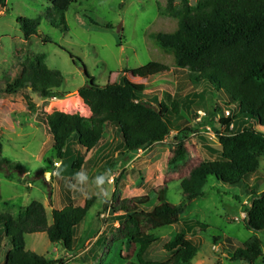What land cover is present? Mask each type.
Listing matches in <instances>:
<instances>
[{"label":"rangeland","instance_id":"1","mask_svg":"<svg viewBox=\"0 0 264 264\" xmlns=\"http://www.w3.org/2000/svg\"><path fill=\"white\" fill-rule=\"evenodd\" d=\"M195 2L189 0L191 5ZM165 4V0H81L70 5L64 24L44 0H8L0 9V106L7 112L9 108L19 112L12 116L14 128L5 123L0 131L3 147L0 214L16 217L19 210L38 202L44 206L47 222L51 224L53 209H61L64 205L78 209L84 206L86 199L94 200L79 226V247L75 252L67 255L61 246L50 244L45 234L24 237L25 249L51 264H128L136 261L139 248L117 240L118 225L112 222L110 206L150 195L161 186L166 187L165 198L169 204L184 203L185 208L178 225L151 232L158 241L146 251L148 261H165L170 254L163 250V245L184 230L198 250L191 264H241L233 261L232 256L241 244L252 238L260 241L263 252V259L255 264H264V232L251 231L245 224L251 187L257 194L264 191V155L257 158V172L248 177L250 187L245 184L230 187L210 178L201 190V197L188 203L179 186L194 167L211 159L202 141L209 148L221 150L216 132H231L225 124L238 111L236 105L230 103L224 92H213L205 81L196 82L186 71H176L177 78L166 74L154 76L156 79L136 77V71L150 63L176 69L172 57L158 47L156 40L158 35L177 30V22L163 14ZM18 18L38 21L37 35L25 38L16 23ZM35 56H43L49 70L62 74L64 82L60 92L64 96L61 99H44L29 91L27 86L14 87L21 74L20 65ZM84 70L99 87L120 83L124 76L132 84L144 86L143 94L155 106L178 102L179 114L171 118L177 132H172L161 143L120 154L116 149L121 142L120 135L107 126L106 147L86 153L76 146L80 154L72 153L74 160L83 156L86 161L78 172L71 168V162L64 161L61 165L54 155L41 115L59 111L89 116V110L75 93L86 82ZM192 93L204 99L199 103L200 111L181 104L182 98ZM28 94L32 95L33 99L29 100L36 111L25 116L22 110L25 106L29 111ZM178 132H182L179 136L186 157L176 166H169ZM4 162L20 164L22 171L6 167ZM81 173L86 179L78 176ZM100 178L103 183H99ZM155 203L152 199L150 205ZM184 224L188 228H184ZM201 225L203 230L199 229ZM0 238V259L4 261L9 248Z\"/></svg>","mask_w":264,"mask_h":264},{"label":"trees","instance_id":"2","mask_svg":"<svg viewBox=\"0 0 264 264\" xmlns=\"http://www.w3.org/2000/svg\"><path fill=\"white\" fill-rule=\"evenodd\" d=\"M7 1L0 0V9ZM44 1L52 6L64 24L70 5L81 0ZM165 2L163 14L177 22V30L158 35V47L172 57L175 70L188 72L196 82L205 81L213 92H224L230 103L238 108L232 120H226L225 124L233 123V130L216 132L220 151L207 147L202 141L211 159L194 167L180 182L185 202L191 203L201 197V190L210 178L230 187L240 184L250 187L248 177L257 172V158L264 155V0H196L193 5L189 0ZM16 23L25 38L37 35L38 21L18 18ZM69 57L75 63V58ZM20 69V77L13 84L15 88L27 86L44 99L64 96L60 92L64 82L62 74L49 70L43 56L32 57L21 64ZM169 70L164 64L150 63L139 68L136 77L149 79ZM85 76L86 82L77 90V95L89 110L88 118L59 111L41 115L54 155L61 165L64 161L71 162V168L78 172L84 157L81 155L74 160L72 153L80 154L76 146L86 153L94 151L102 144L107 126L120 135L121 143L117 148L120 154L161 143L172 132H177L171 118L179 114L178 102L153 106L145 101L144 86L134 85L124 76L120 83H108L104 87L97 86L87 74ZM26 105L31 114L35 113L36 107L29 98H26ZM184 105L192 104L186 100ZM180 134L182 132L174 137L176 147L168 160L169 166L185 160L186 149ZM2 148L0 141V154ZM4 164L17 172L22 171L20 164ZM165 188L161 186L150 195L110 206L112 222L118 225L117 240L139 248L136 261L128 264H191L197 255L196 245L184 230H180L163 245V250L170 254L165 261L146 259V251L158 241L151 232L178 225L185 208L184 203L169 204ZM152 199L156 201L154 205H150ZM93 201V198L86 199L84 206L78 209L72 205L53 209L51 224L47 222L44 206L38 202L19 210L16 217L0 214V237L9 248L2 264H51L25 249L27 235L45 234L50 244L61 246L67 253L75 252L79 247V226ZM245 224L251 231L264 232V192L257 194L252 187ZM183 226L188 228L187 224ZM199 229L203 230V226ZM232 259L243 264L262 260L260 241L252 238L241 244Z\"/></svg>","mask_w":264,"mask_h":264},{"label":"crops","instance_id":"3","mask_svg":"<svg viewBox=\"0 0 264 264\" xmlns=\"http://www.w3.org/2000/svg\"><path fill=\"white\" fill-rule=\"evenodd\" d=\"M176 71H179V72H182L181 70H175V69H171V70H169V72L168 73H166V75L168 76V75H171L173 78H177V76L175 75V73H176ZM127 78V77H126ZM154 79H156L155 77H154ZM153 79V80H154ZM129 80V79H128ZM131 82V81H130ZM30 91V90H29ZM76 93V95H77V91L75 92ZM145 93H146V90H145ZM146 95V94H145ZM28 97H29V99H33L32 98V95L31 94H28ZM77 97H78V95H77ZM183 100H181V104L182 105H184V102L186 101V100H189L190 101V103L192 104L191 105V109L192 110H196V111H200L199 109H200V106H199V103H201V102H203L204 101V99L202 98V96L201 95H198V94H196V93H192V94H190V95H185L183 98H182ZM145 101H148V103H150L151 105H153L151 102H149V100H147L146 99V96H145ZM197 101V102H196ZM160 104V103H159ZM21 106V105H20ZM24 106V105H23ZM153 106H155V105H153ZM184 106H186V105H184ZM8 110H10V112H7V111H5V109H3L1 106H0V131H1V126L2 125H4L5 123H10V126L12 127V128H14V125L12 124V123H14L15 121L12 119L13 117L12 116H14L15 114H17V113H19V112H15L16 110H14V109H8ZM22 113L25 115V116H29V115H31V113L29 112V111H27L26 110V108H25V106L23 107V110H22ZM33 114V113H32ZM89 116H90V114H89ZM89 116H86V118H88ZM113 131V130H112ZM114 132V131H113ZM121 143V142H120ZM107 146V142H105V139L103 140V142H102V144L99 146V148L100 149H102V148H104V147H106ZM119 146V145H118ZM118 146H117V148H118ZM116 148V149H117ZM118 150V149H117ZM119 152V151H118ZM57 162H59L58 160H57ZM85 163H86V161H84ZM83 166V165H82ZM255 179V178H254ZM253 190L255 189V188H252ZM264 192V191H263ZM249 198H250V194H249ZM68 201V200H67ZM65 206H68V205H64L61 209H63ZM61 209H58V210H61ZM55 210H57V209H55ZM66 254H67V252H65ZM68 255V254H67ZM0 262H1V264L3 263V261H1V259H0ZM233 263H236V262H233ZM241 264H243V263H241Z\"/></svg>","mask_w":264,"mask_h":264},{"label":"clouds","instance_id":"4","mask_svg":"<svg viewBox=\"0 0 264 264\" xmlns=\"http://www.w3.org/2000/svg\"><path fill=\"white\" fill-rule=\"evenodd\" d=\"M78 176H80L82 180L83 179H86V177L82 173L81 174H78ZM99 183H103V179L102 178L99 179Z\"/></svg>","mask_w":264,"mask_h":264},{"label":"built area","instance_id":"5","mask_svg":"<svg viewBox=\"0 0 264 264\" xmlns=\"http://www.w3.org/2000/svg\"><path fill=\"white\" fill-rule=\"evenodd\" d=\"M226 115L228 116L229 115V112H226ZM228 129L231 128V131L233 130V123H231L230 125L227 126ZM245 217V216H244ZM243 217V218H244Z\"/></svg>","mask_w":264,"mask_h":264},{"label":"water","instance_id":"6","mask_svg":"<svg viewBox=\"0 0 264 264\" xmlns=\"http://www.w3.org/2000/svg\"><path fill=\"white\" fill-rule=\"evenodd\" d=\"M84 74H85V75L87 74V72H85V70H84ZM58 161H60V160H58Z\"/></svg>","mask_w":264,"mask_h":264}]
</instances>
